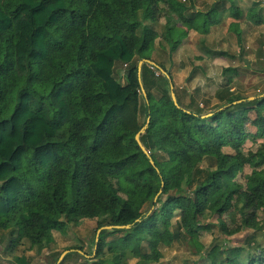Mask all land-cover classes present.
Here are the masks:
<instances>
[{
  "label": "trees",
  "instance_id": "obj_1",
  "mask_svg": "<svg viewBox=\"0 0 264 264\" xmlns=\"http://www.w3.org/2000/svg\"><path fill=\"white\" fill-rule=\"evenodd\" d=\"M187 9L179 0H0V230H11L9 250L25 241L41 249L54 231L95 220L96 230L130 225L101 231V264L108 245L149 262L159 247L199 235L208 216L217 215L228 235L262 228L264 145L251 155L244 146L264 138V95L249 99L225 86L209 111L192 97L178 107L165 66L170 77L147 62L139 75L141 60L154 61L162 12L202 34L219 21L214 7L191 16ZM260 14L252 7L247 16L260 24ZM175 28L167 19L162 38L170 54L185 36ZM118 61L127 84L114 73ZM148 117L141 141L155 165L136 141ZM234 211L241 222L229 229L223 216ZM68 249L60 264L73 254L87 259L81 246ZM236 249L220 247L216 263L264 264V247L244 262ZM13 259L31 264L25 255Z\"/></svg>",
  "mask_w": 264,
  "mask_h": 264
},
{
  "label": "crops",
  "instance_id": "obj_2",
  "mask_svg": "<svg viewBox=\"0 0 264 264\" xmlns=\"http://www.w3.org/2000/svg\"><path fill=\"white\" fill-rule=\"evenodd\" d=\"M179 1L186 3L188 9L185 14L187 16L194 15L199 11L207 12L214 7L216 8V16L219 19L218 23L214 24L206 34H202L194 29H188L186 26L178 23L177 14L166 12L168 18H166V21H163L165 13L162 12V18L160 16L158 19L159 21H163H158V27H155L159 35L164 33L167 19L169 20V25L176 26L174 31L175 36H178L181 31L185 30V36L182 38L178 48L172 54L169 53L168 63L155 60L160 69L164 70L162 66H165L171 73L177 88L178 86L180 88L185 87L187 90L188 96L186 100L184 101L182 96L180 97L182 104L188 105L191 97L195 100V96L199 95H201V99L205 98L206 102L210 103L211 106L220 103L216 95L218 90L225 86H229L230 90L235 92V94L240 93L245 95L243 91H246V94L252 91L248 95L249 99L263 96L264 22L256 24L247 16L248 11L252 7H255L260 9V17L264 19V7L258 6L261 2L258 0H234L238 4L237 6L243 10V16L235 18L230 11V0ZM160 7L166 8L164 4H161ZM162 28L163 30H161ZM238 32L241 34V43L239 42ZM159 38L161 37H158L157 40ZM157 40L154 52L157 44L159 46L162 45L161 49L165 50L168 44L167 41L162 38L160 41H163V43L159 44ZM226 68H233V71L225 72L224 69ZM212 91L214 94L211 93ZM200 105L203 106V102H200ZM54 232L53 236L55 237ZM54 242L41 249H38L37 246L31 247L27 241L23 244H28L31 252L41 251L48 247L50 249L49 254L53 256L54 253L59 251V247ZM19 247L14 250H6V252L8 254L14 253L15 256H21L17 252ZM68 251L70 253L73 249Z\"/></svg>",
  "mask_w": 264,
  "mask_h": 264
},
{
  "label": "rangeland",
  "instance_id": "obj_3",
  "mask_svg": "<svg viewBox=\"0 0 264 264\" xmlns=\"http://www.w3.org/2000/svg\"><path fill=\"white\" fill-rule=\"evenodd\" d=\"M258 6L263 7L262 4H259ZM257 9L260 11L259 8ZM166 18H168V16L165 14V19L163 21H166ZM155 27H158V23ZM161 30H163V28ZM162 36L163 34L160 35L161 38L157 40L159 44L163 43V41H160L162 40ZM161 47L162 45L159 46L157 44V48L155 52H153L152 56L154 62L155 60H161L164 63H168L170 52L168 51V44L165 47V50H162ZM124 67L125 66L120 61L116 62L114 73L122 84H127V78L119 73V70ZM174 92L176 94L177 101L179 99L180 102L181 96L184 101L188 96V92L185 87H174ZM243 92L245 95H250L249 93L252 91H249L248 94H246V91ZM211 93L214 94L213 91ZM141 95L143 103L145 98L143 91L141 92ZM200 96L201 95L195 96L194 100V103L198 104V107L205 108L206 111L216 107L214 105L211 106L210 103L206 102L205 98L201 99ZM200 102H203L204 105L201 106ZM145 117V114L142 113L141 120L143 121ZM247 130L250 133H255V128L251 124L247 126ZM245 143V153L247 155H251L253 151L264 145V138L254 140L252 137H249ZM225 150L228 152L232 151L230 148H225ZM206 165V160L201 163L202 167H205ZM250 171V166H246L244 174H247ZM258 215V219L263 222L261 229H244L240 232L234 233V235H228L221 231L217 215L208 216L206 219L207 224L202 227L201 232L198 233L199 235H195L193 237L184 235L171 246L159 247L154 259L149 262L140 261V259L133 257L129 251H121L120 247H116L115 245H108L106 247L103 259L106 264H217L216 259L219 256L220 247H237L236 255L244 262L249 254H257L258 250L261 247H264V212L260 210ZM178 220L179 215L176 214L174 222ZM223 220L226 222L229 229L237 227L241 222L239 214L235 211L232 212V214H225L223 216ZM96 226L95 220H84L77 226H70L69 230L65 234L54 232L55 237L53 236V242L55 241L54 244L59 247V251L56 253H60L61 256L65 251H67L64 255V259L69 253L68 248L73 246H81L83 248V250H80L81 253L86 254L85 256H87L86 259L76 254L70 255L66 258L65 264H101L98 258L95 259L96 253H93L95 249L94 239H96L98 231L96 230ZM10 233L11 230H0V264H15L13 259L15 254H8L6 252V250H9L8 245L11 237ZM117 237L118 235L109 236L107 241L110 242ZM49 250L50 249L47 247L41 251L31 252L28 244H22V246L18 248L17 252L19 255L27 256L31 261V264H58V261L55 262V257H52L49 254Z\"/></svg>",
  "mask_w": 264,
  "mask_h": 264
},
{
  "label": "water",
  "instance_id": "obj_4",
  "mask_svg": "<svg viewBox=\"0 0 264 264\" xmlns=\"http://www.w3.org/2000/svg\"><path fill=\"white\" fill-rule=\"evenodd\" d=\"M144 62H147V63H149V64H151V65H154V66H156V67H159L154 61H152V60H148V59H143V60H141L140 62H139V75L141 74V70H142V65H143V63ZM162 70V69H161ZM164 71V70H163ZM166 74H167V76L168 77H170V75L166 72V71H164ZM171 81V80H170ZM142 91H143V93H144V97L146 98L147 97V92H146V90H144V88L142 89ZM171 95H172V99H173V101H174V103H175V105H177L178 107H180L179 106V103H178V101H177V98H176V94H175V92H174V85L171 83ZM254 98H256V97H253V99ZM147 99V98H146ZM242 100H239V101H236V102H241ZM235 102V103H236ZM221 109H223V108H221ZM212 115V113H209V114H206V115H203V117H209V116H211ZM149 121H150V117H148V119H147V123L142 127V129L136 134V141L138 142L137 144H139L140 145V147H141V149L146 153V155L149 157V159H150V162L153 164V165H155V162H154V160L152 159V157H151V155H150V152L146 149V147L144 146V144H142L143 142L141 141V135L143 134V133H145L146 132V129H147V127H148V124H149ZM161 192H162V190H160L159 191V193L157 194V196H156V198H155V201L157 200V198H158V196L161 194ZM128 227H130V225H107V226H102V227H100L99 229H98V231H97V237H96V242H95V249H94V254L96 253V249H97V243H98V240H99V235H100V233H101V231L102 230H104V229H113V228H118V229H121V228H128ZM81 252V251H80ZM67 253V251H65L61 256H60V258H59V260H58V264H60V262L63 260V258H64V255Z\"/></svg>",
  "mask_w": 264,
  "mask_h": 264
},
{
  "label": "built area",
  "instance_id": "obj_5",
  "mask_svg": "<svg viewBox=\"0 0 264 264\" xmlns=\"http://www.w3.org/2000/svg\"><path fill=\"white\" fill-rule=\"evenodd\" d=\"M259 2H261L262 6L264 7V0H258ZM156 66L151 65V68H155ZM155 70V69H154ZM156 74L159 75V71L155 70Z\"/></svg>",
  "mask_w": 264,
  "mask_h": 264
}]
</instances>
